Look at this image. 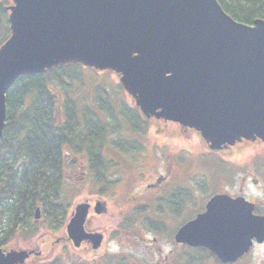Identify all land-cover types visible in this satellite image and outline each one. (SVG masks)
<instances>
[{
  "label": "water",
  "instance_id": "1",
  "mask_svg": "<svg viewBox=\"0 0 264 264\" xmlns=\"http://www.w3.org/2000/svg\"><path fill=\"white\" fill-rule=\"evenodd\" d=\"M7 10L0 139L7 93L21 75L79 63L116 72L146 119L193 128L212 150L264 141L263 18L240 22L219 0H12ZM89 207H75L67 230L75 246L97 248L103 236L86 230ZM206 207L179 228L177 242L206 247L223 263L264 242V215L244 196L216 194ZM31 253L1 247L0 264H23Z\"/></svg>",
  "mask_w": 264,
  "mask_h": 264
},
{
  "label": "rangeland",
  "instance_id": "2",
  "mask_svg": "<svg viewBox=\"0 0 264 264\" xmlns=\"http://www.w3.org/2000/svg\"><path fill=\"white\" fill-rule=\"evenodd\" d=\"M87 68L81 79L69 81V92L81 104H92L95 87L103 84L116 103L125 99L135 105L133 97L118 87L121 83L116 72L95 69L96 73ZM60 118L64 116L60 114ZM149 120L147 132L135 134L123 124L120 131L109 136L104 150L116 165L107 170L106 181L110 184L105 190L90 170L86 152L71 154L66 148L64 195L71 203L66 223L53 230L41 215L35 219L32 235L18 233L3 248L32 251L34 255L31 253L23 264H50L56 260L61 264H179L194 258L197 252L194 246L177 242L176 232L194 219L214 195H243L257 202L259 211L264 212V166L252 158L255 153L264 157V142L244 140L234 144L238 147L232 152L211 153L193 128L164 119ZM121 136L139 139L144 149L128 148L127 153L114 150L110 143ZM164 174L159 186H148ZM82 202L92 203L86 230L104 234L97 248L89 240L75 246L68 234L71 215ZM99 202L107 206L105 213L96 211ZM206 262L217 263L215 259ZM231 264H264V242L254 244Z\"/></svg>",
  "mask_w": 264,
  "mask_h": 264
},
{
  "label": "trees",
  "instance_id": "3",
  "mask_svg": "<svg viewBox=\"0 0 264 264\" xmlns=\"http://www.w3.org/2000/svg\"><path fill=\"white\" fill-rule=\"evenodd\" d=\"M10 1L0 0V46L11 31ZM219 2L240 22L252 24L257 18L264 19V0ZM84 68L68 63L45 73L21 75L7 93V124L0 139V248L18 233L32 235L38 207L51 229L58 230L66 223L71 209L64 195L66 148L71 154L86 152L90 170L105 190L110 184L107 170L116 165L104 150L109 136L120 131L123 124L135 134L147 132L150 120L125 99L116 103L103 84L95 87L92 104H81L71 95L69 81L81 79ZM110 144L124 153L128 148L144 149L137 138L121 136ZM194 250V258L179 264H207V259L226 264L206 247ZM50 264L61 263L56 260Z\"/></svg>",
  "mask_w": 264,
  "mask_h": 264
},
{
  "label": "flooded vegetation",
  "instance_id": "4",
  "mask_svg": "<svg viewBox=\"0 0 264 264\" xmlns=\"http://www.w3.org/2000/svg\"><path fill=\"white\" fill-rule=\"evenodd\" d=\"M244 141V140H243ZM248 141V140H247ZM254 142H258V140L257 141H254ZM238 147V145H233V146H229V147H226L225 149H223V150H220V152H218V151H210L211 153H224V152H232V151H234V150H236V148ZM261 155L259 154V153H255L254 155H253V159L254 160H256V162H257V164H258V161L259 162H261L260 163V165L261 166H264V157L263 156H261ZM220 157V159H221V161L223 162V163H228V161L226 160V159H224L222 156H219ZM260 158V159H259ZM169 171L171 170L170 168L168 169ZM163 179H165V174L164 175H162V177H159V178H157L154 182H152V183H150L148 186L149 187H157V186H159V184H157L158 182H162L163 181ZM254 181H255V183H257L258 182V179H254ZM243 190V189H242ZM261 190H263L264 191V184H263V186L261 187ZM221 194H223V193H221ZM232 197H238V196H243V195H231ZM245 197V196H244ZM246 198V197H245ZM247 199V198H246ZM250 202H252V203H254L255 204V213L256 214H260V215H264V212H260L259 211V209H258V205H257V202H254V201H251V200H249ZM91 206H92V203L91 202H88ZM91 208V207H90ZM107 209V206L105 205V211H104V213L107 211L106 210ZM206 209H207V207L205 206V208H203L202 209V211H200L199 213H197V215L195 216V217H193V218H196L199 214H201V213H203V212H205L206 211ZM96 233H100V234H102V236H103V239H104V234L101 232V231H98V230H96ZM103 239H102V242H103ZM88 243H90L89 241H87ZM102 242H101V244H102ZM34 255V253H32L31 254V256H33Z\"/></svg>",
  "mask_w": 264,
  "mask_h": 264
}]
</instances>
